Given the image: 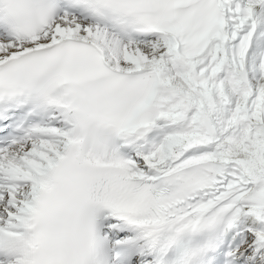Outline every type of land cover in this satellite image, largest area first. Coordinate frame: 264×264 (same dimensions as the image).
<instances>
[{
	"label": "snow or ice",
	"instance_id": "obj_1",
	"mask_svg": "<svg viewBox=\"0 0 264 264\" xmlns=\"http://www.w3.org/2000/svg\"><path fill=\"white\" fill-rule=\"evenodd\" d=\"M0 264H264V0H0Z\"/></svg>",
	"mask_w": 264,
	"mask_h": 264
}]
</instances>
